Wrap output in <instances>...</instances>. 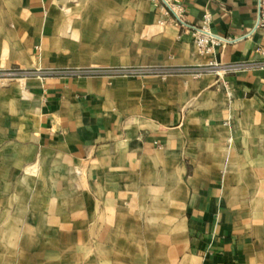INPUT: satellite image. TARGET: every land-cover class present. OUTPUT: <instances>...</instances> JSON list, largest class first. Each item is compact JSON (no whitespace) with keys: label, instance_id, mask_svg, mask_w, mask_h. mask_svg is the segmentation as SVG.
<instances>
[{"label":"crops","instance_id":"obj_1","mask_svg":"<svg viewBox=\"0 0 264 264\" xmlns=\"http://www.w3.org/2000/svg\"><path fill=\"white\" fill-rule=\"evenodd\" d=\"M173 1L239 40L200 52L163 0H0L1 264H264L258 0Z\"/></svg>","mask_w":264,"mask_h":264},{"label":"built area","instance_id":"obj_2","mask_svg":"<svg viewBox=\"0 0 264 264\" xmlns=\"http://www.w3.org/2000/svg\"><path fill=\"white\" fill-rule=\"evenodd\" d=\"M166 5L167 11L172 14L173 21L175 24L179 25L181 28L189 29L192 31L195 37V42L199 48V51L202 53L212 52L218 45H226L227 43L238 41L239 38H231L222 36L214 32L210 26L211 15L209 13L205 14L203 19L196 24L188 22L186 18L185 8L174 2L173 0H163ZM259 28H264V0H258V17L255 26V30ZM213 66L218 67L217 63L212 62ZM239 67H226L225 70H235ZM143 70L135 69L133 72L136 74L142 73ZM17 74V72H12ZM167 72H162V75L165 76Z\"/></svg>","mask_w":264,"mask_h":264},{"label":"rangeland","instance_id":"obj_3","mask_svg":"<svg viewBox=\"0 0 264 264\" xmlns=\"http://www.w3.org/2000/svg\"><path fill=\"white\" fill-rule=\"evenodd\" d=\"M2 263V260L0 259V264Z\"/></svg>","mask_w":264,"mask_h":264}]
</instances>
